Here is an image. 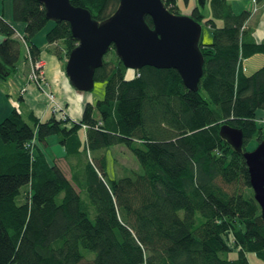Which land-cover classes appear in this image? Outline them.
Listing matches in <instances>:
<instances>
[{
	"label": "trees",
	"instance_id": "trees-1",
	"mask_svg": "<svg viewBox=\"0 0 264 264\" xmlns=\"http://www.w3.org/2000/svg\"><path fill=\"white\" fill-rule=\"evenodd\" d=\"M70 2L102 21L119 0ZM162 2L178 14L177 0ZM11 15L24 27L16 34L0 12V79L23 49L25 63L39 59L33 39L49 22L36 0H11ZM250 16L228 0L192 9L212 34L199 41L196 91L174 69H127L111 47L94 73L103 98L86 103L78 121L18 108L2 118L0 264H250L248 254L264 264V221L245 160L219 134L223 125L241 130L243 151L264 140V65L247 74L243 64L264 55ZM52 23L45 41L67 57L77 41L67 22ZM53 135L69 172L45 153ZM118 145L141 172L110 175L107 150Z\"/></svg>",
	"mask_w": 264,
	"mask_h": 264
},
{
	"label": "water",
	"instance_id": "water-1",
	"mask_svg": "<svg viewBox=\"0 0 264 264\" xmlns=\"http://www.w3.org/2000/svg\"><path fill=\"white\" fill-rule=\"evenodd\" d=\"M51 22H67L77 45L65 60V75L72 88L89 92L94 86L95 70L113 47L127 69L150 66L174 69L190 91L198 89L203 73L200 52L201 24L190 16L170 13L162 0H119L116 10L102 21L74 6L70 0H36ZM150 17L153 26L146 22ZM220 136L245 160L253 198L264 221V140L252 150L243 151L241 130L223 125Z\"/></svg>",
	"mask_w": 264,
	"mask_h": 264
},
{
	"label": "rangeland",
	"instance_id": "rangeland-1",
	"mask_svg": "<svg viewBox=\"0 0 264 264\" xmlns=\"http://www.w3.org/2000/svg\"><path fill=\"white\" fill-rule=\"evenodd\" d=\"M237 1L238 0L234 1V6H233L234 12L238 11L236 13H239L240 11H242L244 9L247 10L248 5L251 7V8H249L250 10H248V11L251 12L252 14L255 13L257 10H260V8H261V5L259 3L254 2V0H243V2H242L243 5L240 8V6H239L240 4H237ZM239 3H241V2H239ZM198 5H199V0H188L187 3H185L184 0H177V6H178V14L177 15L190 16L192 9ZM0 12L3 15L4 19L9 20L13 24L15 30L19 29L21 31L23 29V27H24L23 22H16V21L12 20L11 0H4L3 3H0ZM259 12L260 11H258V14H259ZM204 13L207 16L210 14L209 5L207 3L205 4ZM262 15H263L262 19L264 20V13H262ZM260 19H261V17H260ZM200 24H201V41L203 43H210L211 38H212L211 30L204 23H200ZM52 25H53V23L51 21H49L46 24V26L43 28V30H41L34 37L33 41L36 45L40 46V45L46 44L45 33L51 28ZM22 32H23V30H22ZM258 33L261 34L260 32H258ZM1 39H2V37L0 36V41H1ZM258 39H264V38H258ZM258 41H264V40H258ZM48 45H50L49 50L51 51L52 54H54L58 59H64L61 57V55L65 53L64 49H62V48L58 49L57 46H55L56 43H55V45L54 44H48ZM44 54L46 55L47 53L45 52ZM23 55H24V49L22 51V59L18 63L16 69L12 73H10L6 78L0 79V95H1L0 97L2 98V102H3V99H8V97H9V100H8L9 103L13 100L15 104H19L18 99H19V96L21 94H22V96L24 94L29 95L32 91L36 90V92H38V94H43V96H45L47 98L49 104L52 107V110H54L55 108L58 109L59 106L61 107L58 109V111L53 112V114H56L57 116H59L60 113H62L60 110V109H62V105H60L58 103V100L56 99V95H55L52 87L50 86L51 85L50 82H48L47 79L44 77V74H43L44 72L42 69H44L45 62L42 61V63H41L42 67H40L38 69H36L34 67L32 69V63H30L29 60H27V62L25 63L23 60ZM257 56H259V57H257ZM110 57H111V55H110ZM65 58H67V57H65ZM251 58L245 60V62L243 63L244 67H245V72L247 74L253 73L254 71H256L257 69H259L260 67H262L264 65V60H262V59L259 62H256V60H258L257 58H263L264 59V55L257 54ZM25 64H27V65H25ZM26 66L29 67V72L27 75H25V71H24V68L27 69ZM60 66H61L62 70H64V67H65V61L64 60L62 61V63H60ZM34 73L37 74V76H38V80H39L38 83L29 80V77ZM42 78H43V80H42ZM39 83H40V85H39ZM72 90H71V96H73V94H74L75 100L73 101V98L67 97V99L70 100L69 103L72 104V102H73L76 104L78 101L81 102L84 99V105H85V103L88 101L94 103L96 100L103 98L104 83L100 82V81H94L93 89L89 92H79V91H76L75 89H72ZM7 95H9V96H7ZM82 106H83L82 103L79 104L80 109L82 108ZM74 110H76V107ZM77 111H78V109H77ZM81 111H82V109L76 114V115H78V117H79ZM63 114L66 116L65 113H63ZM95 115H96V113H95ZM260 119L262 121H264V115H262V118H260ZM49 139L51 141H54V140L57 141V138L55 135L50 136ZM249 146H251V143L248 144V147ZM59 148L61 149V151L58 149L52 148V146L50 144L47 146V148H44V149H45V153L48 155V157L50 159H52V161L61 164L62 168L64 170H66V172H69V168L67 165L69 163L66 161V159H64V155L62 153V151H63L62 148L61 147H59ZM107 165H108L109 173H111V171H113V173L116 176L125 175V174L133 173V172H141V167L139 166V164H138L137 160L135 159V157L133 156V154L128 149H126L124 146H120V145L112 146V147L108 148V150H107ZM110 175L113 176L112 173ZM248 259H249L250 264H262V261L260 259L256 258L253 254H248Z\"/></svg>",
	"mask_w": 264,
	"mask_h": 264
},
{
	"label": "crops",
	"instance_id": "crops-1",
	"mask_svg": "<svg viewBox=\"0 0 264 264\" xmlns=\"http://www.w3.org/2000/svg\"><path fill=\"white\" fill-rule=\"evenodd\" d=\"M234 1H236V0H228V2H229V4H230L232 9L234 8L233 7L234 6ZM239 2H241V3H239ZM242 2H243V0H238L237 1V4H240L239 5L240 8L243 5ZM259 4L261 5L260 10H257L253 14L250 12L251 16H250V18L248 20V25L250 26V28H251V30L253 32V35H254V37H255V39L257 41L258 40H264V39H258V38H264V20L262 19L263 18L262 17L263 16L262 13H264V0H262ZM247 8H248L247 9V11H248V10H250L249 8H251V7L248 5ZM244 10H246V9H244ZM258 11H260L259 14H258ZM236 12H238V11H236ZM260 17H261L262 20L260 19ZM6 21L10 22L9 20H6ZM22 30L20 31L19 29H16V34H22ZM258 32H260L261 34H259ZM55 46H57V45H55ZM39 47L41 49V53H40L39 59L41 61L45 62L44 69H42L43 72H44L43 73L44 77L47 79L48 82H50V84H51L50 86L52 87V89H53V91H54V93L56 95V99L58 100V103L60 105H62V109H60L62 113H60V114L65 113L72 120L78 121L80 119V117H81L82 111H81L79 117L76 114L81 109L83 110L84 99L81 102L78 101L76 104L73 103V102H72V104H70L69 103L70 100L67 99V97H68V98H73V101L75 100L74 94H73V96H71V90L74 89V88H72L71 85L69 84L68 78L65 75V71L62 70V68L60 66V63H62L63 60L64 61L66 60L65 55L64 54L61 55V57L64 58V59H58L49 50L50 45H48L47 42H46V44L40 45ZM45 52L47 53L46 55L44 54ZM257 57H259V56H257ZM257 59L258 60H256V62H259L261 59L264 60L263 58H257ZM25 65H27V64H25ZM26 68L27 69L24 68L25 75H27L28 72H29V67L26 66ZM7 96H9V95H7ZM8 100H9V97H8V99H3V102H2V98L0 97V120L2 118H4L6 115H8L9 112L13 108H18L23 116H26L27 113L29 111H31V112H33V114L36 117H38L42 121L48 120L53 114L52 107L49 104L47 98L45 96H43V94H38V92H36V90L32 91L29 95H25L24 94L22 96V98H20V96H19V99H18L19 100V102H18L19 104H15L13 100L9 103ZM81 103H82L83 106L80 109L79 108V104H81ZM86 103H92V102L88 101ZM75 107H76V110H74ZM59 108H61V107L59 106ZM77 109H78V111H77ZM49 138L47 139L48 145L51 144L52 148H55V149H58V150L61 151V149L59 148V146L57 144V141L56 140L51 141ZM45 148H47V146ZM62 153L64 155L63 151H62ZM50 160H52V159H50ZM57 164H59V163H57ZM59 165L61 166V164H59Z\"/></svg>",
	"mask_w": 264,
	"mask_h": 264
},
{
	"label": "built area",
	"instance_id": "built-area-1",
	"mask_svg": "<svg viewBox=\"0 0 264 264\" xmlns=\"http://www.w3.org/2000/svg\"><path fill=\"white\" fill-rule=\"evenodd\" d=\"M254 2H255V0H254ZM41 63H42V61L40 60V59H38L37 61H35L34 63H32V69L35 67L36 69H38V68H40V67H42L41 66ZM31 75V74H30ZM43 77V76H42ZM29 80H31V81H33V82H37L38 83V76H37V74H32L30 77H29ZM42 80H43V78H42ZM36 83V84H37ZM39 85H40V83H39ZM59 109V108H58ZM58 109H54L53 110V112H56V111H58ZM59 116H61V117H64L65 115L64 114H60Z\"/></svg>",
	"mask_w": 264,
	"mask_h": 264
}]
</instances>
